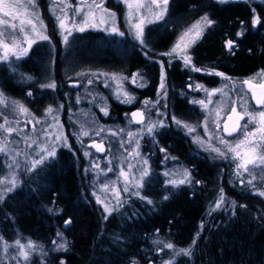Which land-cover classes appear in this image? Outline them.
<instances>
[{
	"label": "trees",
	"instance_id": "trees-1",
	"mask_svg": "<svg viewBox=\"0 0 264 264\" xmlns=\"http://www.w3.org/2000/svg\"><path fill=\"white\" fill-rule=\"evenodd\" d=\"M118 2L106 0L105 5L117 12L120 9ZM47 3L48 0H37L38 14L47 25L46 33L55 45L56 55L61 41ZM118 21L121 23L122 17ZM213 43L216 42L212 40ZM127 45L130 46L128 35L115 38L92 30L75 34L69 41L70 50L76 53L74 58L82 63L90 62L93 65L90 67L101 64L103 58L112 59L116 50L128 51ZM38 48L39 45L34 46L27 56L20 59L21 67L14 68L16 71L11 66L8 79L4 78L0 87H8L13 96L23 97L26 102L30 100L29 106H38L47 98L56 106L61 105L60 122L67 139L55 150L54 157L35 169L30 162V165L24 162L17 187L0 201V235L8 243L16 239L34 241L37 249L31 255L30 264H132L133 260L137 264H162L171 258L170 250L160 252L161 245L155 244L156 240L172 242L178 248L191 245L192 255L176 257L175 264H264V196L248 188H239L230 164L212 157L207 151H201L198 158L188 160L193 152L189 136L177 131L174 125L163 131L160 143L174 155H180L179 149L184 152L185 168L191 172V183L172 187L166 183L168 178L164 171L151 164L152 171L141 194L153 203L135 197L133 202L136 205L129 215L121 217V225L118 224L120 219L112 221L114 213L102 223L98 222L97 214L102 215V211L95 202L92 180L85 171L88 167L84 152L99 136H80L76 117L86 107L97 115L95 105L101 102L96 97L99 94L108 101L107 118L112 122L126 119L124 112H129L132 106L109 96L94 75L91 78L76 76L80 81L73 86L68 85L57 65L53 70L56 89L40 88L37 96L33 86H36L39 72L34 65L38 51L42 49ZM249 48L251 54L234 57L239 71L256 63L254 46L249 44ZM216 62L220 61L217 59ZM125 67L129 69L128 62ZM218 69V72L225 73ZM1 71L3 76L7 72L3 67ZM28 76L33 79L28 80ZM89 80L92 83H88ZM79 86V92L72 90ZM28 91L32 93L30 99ZM92 97L96 99L89 100ZM180 132L181 139L176 137ZM81 139L83 143L79 142ZM90 148L91 155H97L96 150ZM124 148L123 145L116 154L127 155ZM152 162L155 163L154 160ZM147 186L150 187L149 192H146ZM221 189L226 203L215 209ZM164 196L168 199H163ZM122 200L124 205L130 199ZM69 218L72 224L66 227L64 221ZM58 232L63 235L57 236ZM194 238L196 243L192 245ZM65 241L66 250H56L57 245ZM2 261L4 264L15 262L12 259Z\"/></svg>",
	"mask_w": 264,
	"mask_h": 264
},
{
	"label": "snow or ice",
	"instance_id": "snow-or-ice-1",
	"mask_svg": "<svg viewBox=\"0 0 264 264\" xmlns=\"http://www.w3.org/2000/svg\"><path fill=\"white\" fill-rule=\"evenodd\" d=\"M121 2L126 6V19L130 29L134 34V38L137 39L142 45L147 47L145 42L144 30L145 26L148 24L155 23L157 21L164 20L166 14L168 13V6L170 0H121ZM219 3H227L228 0H218ZM53 7L51 11L56 12L57 9H60L62 15L57 16L58 26L63 30L65 35H63V41L65 44L68 43L69 36L72 34L73 30L84 32L87 28H98L101 25L108 24L111 21L110 27L106 28V31H111L113 33H118L123 36L124 33L120 31L119 27L116 26V13L110 12L107 9L103 8L102 3L97 4L95 0H92L91 3L88 0H80L78 5H72L67 2V0H52ZM62 6V7H61ZM17 8L24 9L23 12H18ZM71 10L74 15L80 16V22L76 23L74 19L71 20V27H69V16L68 11ZM96 10H99L101 15L97 17ZM0 12H3L5 16L11 17L12 20H16L22 16H28L30 18L23 19L20 18L19 26L15 23H10L7 19H0V25H4V30H0V62L10 63L12 60H19L24 56L28 55L29 50L33 44H36L38 41H48L50 37L46 35L47 25L44 24L40 15L38 14V4L37 0H27V4L18 3L17 5H10L6 0H0ZM253 12L255 10L253 9ZM262 23L261 17L259 14H254L251 19V24L253 27L260 25ZM215 24V21L210 19L207 14L201 16L189 27L184 29L174 42L171 49L167 52L162 53L161 55L167 57H177L183 61V66L189 68L194 72L204 71L209 75L223 77L224 80L232 83V91L236 90V84L233 81L232 77L227 76L225 73L218 72L214 69L200 68L193 63L192 55L190 54V49L197 44L203 38L204 32L206 29ZM242 25L241 29L238 30L235 35L237 37H243L246 29L243 27L244 21H240ZM25 26H27L35 37L34 39L28 35V32L25 31ZM22 37L17 39V35ZM4 37H7L8 41L6 42ZM26 44L27 46H22ZM238 47V44L233 39H226L225 48L234 54V49ZM161 83L160 90L164 92L165 90V80H166V70L164 69V62L161 61ZM15 71V69H13ZM77 75H84V73H77ZM104 75L109 76L112 81L115 82L116 88L114 95L117 100H121L123 103L132 104L135 102L136 97L130 95L128 91L124 89V81L129 79L126 76H121L116 73H104ZM137 76L143 77L140 73L133 74L131 78V83L136 84L137 87H145L146 83H137ZM259 77L261 83L258 85L254 83V80ZM28 80H32L31 76L27 77ZM88 83H92L91 80ZM242 85H246L248 91L251 93L252 99L255 101L256 105H264V69H261L260 72L256 74L255 77H250L241 81ZM105 87H111L107 82L104 84ZM42 89H56L57 85L55 82L44 83L39 85ZM189 88L194 90L203 91L207 94L208 103H205V100H193V104H198L202 109H208L209 104L212 103L211 97L220 94L221 96L227 97L228 92L225 91L227 85L223 87L208 89L202 84H189ZM29 96L32 95L31 92L28 93ZM122 97V99H121ZM159 103L157 101L145 100L143 104L146 106L145 109L133 111L130 114L125 113L126 117H129L130 124L145 125L146 132L148 135H153L154 130L157 127H164L163 121L152 122L150 118H146L145 112L147 111V106L152 105L153 107ZM236 101L232 102L230 108H224L223 106H217L208 112V116L200 124L193 125L183 120L177 119L175 116L172 117L173 121L183 129L187 131L189 135L197 133V128L202 127L203 131L207 134V139L196 134L193 136V142L199 144L201 147H204L205 150L213 152L216 154L217 158L221 159H230L235 162V175L238 177H243L245 174L249 177L247 181L240 179L239 183H247L249 185L255 186L254 182L257 181L258 177L264 180V109L261 110H252L249 111V105L246 100L243 99V96L240 97V110H237ZM0 105L8 107L9 101L5 97L2 90H0ZM11 105L13 106V111L20 113L21 115L28 116L31 115L36 124L45 123L49 116H53V113L56 111L52 106H48L45 111L44 117H36L34 113L30 111L27 107L21 104L19 101L12 100ZM62 107V106H61ZM101 111L104 115H108L107 106L102 108ZM222 112H225V118L221 119ZM85 115H87L85 113ZM0 118H3L4 122L0 123V133L5 137L3 143H0V153L7 152V139L6 137L12 133L19 132L20 129L12 127L13 121H9L6 116H3V113H0ZM209 118H211L212 128L209 127ZM147 120V123H146ZM243 121V123H241ZM16 124H19V120L15 121ZM58 125V122H57ZM27 127V122L25 123ZM49 127L53 125L49 124ZM33 130H35V124H33ZM44 135H50L46 129L42 130ZM105 131V128L101 127L96 130L95 135L99 136L102 132ZM112 136H118L124 132V129H118L117 131H112L108 129ZM144 129H141V132H127L128 139L125 141L123 139L117 141L118 144L123 146L124 143L133 144L135 141V146L129 151V149L124 148V152L127 153V156L124 157L125 160H128L129 157L133 159L139 157L138 163L143 165L140 168L139 173L137 174L133 170L137 167L136 164L129 161L126 165H121L118 172V180L123 181V185L117 186L116 183L108 184L105 183L102 185L105 192H111L112 198L115 201L114 205H110L106 202L105 199H101L100 196H96V201L98 204L103 206V211L107 214L104 216V219L108 218V215H111L115 212L118 207H122L125 201L122 200V193H130L142 200H145L147 203L152 204L153 201L147 196L141 194V189L145 186V178L150 176V167L148 166V161L146 158L141 157L139 148V140L137 136H142ZM221 133L227 134L228 137H233V140L226 139ZM91 130H86L83 126L80 130V136L88 137L91 136ZM63 137V133L56 135V140H60ZM65 140L66 137H63ZM213 138H215L221 147H217L212 143ZM83 143L81 139L79 141ZM32 144H36V140H31ZM90 147L95 148L97 152H106L108 149L104 147L103 141L100 143L93 142ZM162 152L166 151L165 149H160ZM39 151L41 153L39 159H33L31 166L33 169L39 165L44 164V162L56 155L55 148L51 150L47 145L39 146ZM86 157L90 156L91 153L88 151L84 152ZM165 159H175V157L166 156ZM15 161V157H13ZM109 164L112 162L109 160ZM12 167V165H8ZM93 167L99 169V163H93ZM127 169V171L125 170ZM85 171H88L85 169ZM115 170L112 167L107 168V172H114ZM165 176L169 177H179V178H170L166 181L168 185L172 187H178L185 183H191V172L188 169H183L180 173H170L165 172ZM199 183V181H197ZM0 185H5V187L0 188V201L4 199V194L12 192L17 187V179L14 175L10 177L0 178ZM264 186V185H262ZM261 196H264V191H259L258 193ZM163 199L167 200L168 196H164ZM226 203L223 189L220 190V196L215 203V209H220ZM243 207V206H242ZM51 211V209H49ZM65 226H70L72 220L69 218L64 221ZM203 224H201V229ZM159 231V230H157ZM63 234L58 232L57 236H62ZM196 236H199V232L196 233ZM55 244L56 242L53 241ZM155 244H160V252L165 251V249L170 250L171 258L167 261H163L162 264H175V258L181 255L191 256L192 247H180L178 248L172 242H163L160 240L154 241ZM196 243L194 238L192 245ZM11 249V251H10ZM37 245L34 241L26 240L22 242L21 239H16L13 243H8L4 240V237L0 235V252L11 257L15 264H30L31 255L36 252ZM56 250H66V242L57 245ZM0 264H4V261L0 260ZM63 264V262H62ZM132 264H137V261L133 260Z\"/></svg>",
	"mask_w": 264,
	"mask_h": 264
},
{
	"label": "rangeland",
	"instance_id": "rangeland-1",
	"mask_svg": "<svg viewBox=\"0 0 264 264\" xmlns=\"http://www.w3.org/2000/svg\"><path fill=\"white\" fill-rule=\"evenodd\" d=\"M121 1V0H120ZM6 2L10 5H17L18 3H24L27 4V0H6ZM68 3L72 4V5H78L80 3V0H67ZM89 3L92 2V0H88ZM95 2L97 4H101L103 5V8L107 9L110 12H115L113 9L108 8L105 5L106 0H95ZM120 4L122 5V7L120 8L121 11V16L123 14V20L121 23H119V21L117 20V13H116V26L119 27L120 31L124 33V35H129L132 34V30L130 29L127 19H126V6L120 2ZM48 6V11L54 16L55 19V24H56V29L57 32L59 34V38L61 41V48L58 54H54L55 53V45H53V43L51 42V40L48 41H38L36 44H33L31 49L29 51H31L33 49L34 46L39 45V48H42L38 51V61L36 60V69H37V76H36V82L35 84H37V90L40 89L39 85L40 84H44V83H51L54 82L53 79V70L55 68V66L57 65V67L60 68V72L63 75L64 78H66L67 84L69 81H76L79 82V78L77 77H88L91 78L92 75H94V79L96 81H98L102 86H104L105 82H107L111 87H105L109 96H112L116 99V96L114 95V91L116 88V84L114 81H112L110 79L109 76L104 75V73H116L118 75L121 76H126L129 79L124 81V89L126 91L129 92L130 95H132L133 90L129 87V81L131 80L132 76L131 75H127L125 70V66L126 63H129V56L131 55V53L129 52L130 50V46L128 51H120V50H116L115 56H112L111 58H108L107 60L105 58L104 61L101 62V64L98 65H94V67H90L93 66L90 62L88 63H82L79 62L78 60H76L75 57V51L70 50L69 48V41L70 39L75 35L80 33V31L77 30H73L72 34L69 36L68 39V43L65 44L63 41V35H65L66 33L63 32V30H61L58 26V21L56 19L57 16L62 15L60 9H57L55 13H53L50 9L51 7H53V3L52 0H48L47 3ZM62 7V6H61ZM18 12H23L24 9L21 8H17ZM96 15L97 17H99L101 15L99 10H96ZM68 16L70 18L69 20V27H71V20L74 19L76 21V23L80 22V16H76L74 15V13L69 10L68 11ZM20 18L23 19H28L30 17L28 16H22ZM20 18L16 19V20H12L11 17H7L4 15L3 12H0V19H7L10 21V23H15L19 26V21ZM42 19V18H41ZM111 25V21H109L108 24L105 25H101L98 28H87L86 30H92V31H99L103 34H109V36H114L115 38H118L119 35L118 33H113L111 31H106L105 29L110 27ZM5 26L4 25H0V30H4ZM85 30V31H86ZM25 31L28 32V35L31 38H35L32 33L30 32L29 28L27 26H25ZM181 33V31H177L175 34V38L173 40V44L177 39V36ZM47 35V33H45ZM93 35V34H92ZM123 35V36H124ZM17 39H21L22 37L18 34ZM4 39L6 40V42H11L7 40V37H4ZM22 46L26 47V44L22 43ZM38 48V49H39ZM114 48V47H113ZM122 48V47H121ZM124 50V49H122ZM114 51V50H113ZM118 53V54H117ZM113 54V53H112ZM104 56V55H102ZM4 62H0V82L5 78L8 79V72L10 69H8V72L4 73V76L2 75V71L1 68L4 67ZM84 65H86L87 67L84 68ZM97 66V67H96ZM99 66V67H98ZM101 66V67H100ZM6 69V68H5ZM58 69V68H57ZM7 70V69H6ZM77 73H84V75H77ZM77 76V77H76ZM144 78V76H142ZM215 83L212 84V87L208 88V89H214V88H219V87H223L225 84V82L222 80V78L220 76L214 78ZM126 82L128 85H126ZM84 83V82H83ZM88 84V83H86ZM2 88L0 87V90ZM80 86L79 88H72V90L79 92L80 91ZM36 91V90H35ZM225 91L228 92V96L224 97L221 96L220 94H216L214 96L211 97L212 103L209 104L208 109H202L201 108V112L202 114L200 116H195L194 118H188L189 120L185 121L188 122L190 124L193 125H197L200 124L202 121H204V119L208 116V112H210L212 109L216 108L218 105L219 106H223L224 108H230L232 106V102L236 101V107L240 110V97L243 95V91L241 89H236L235 91L231 92L230 88H225ZM76 92V93H77ZM235 93H237L235 95ZM5 95V94H4ZM201 100H205V103H208V97L207 94L205 92H201ZM29 97V99L31 98V96L27 95ZM5 97L8 99L9 101V105L8 107H4L3 105H0V113H3V116H6L7 119L9 121H13L12 127H16L19 128L20 131L19 132H15L12 133L10 135H8L6 137L7 139V152L5 153H0L1 155V159H0V178H4V177H10L12 175H14L17 179L19 173L21 172L24 162L31 163L33 159H39L41 153L39 151V146L41 145H47V147L49 148V150H51L53 147L55 148V150L59 147L64 145L65 143V139L63 137H66L65 134V130L62 126V123L60 122V110H61V105H55L54 101H52L51 99L47 98L44 99V101L42 102V104H39L38 106H29L28 104H30V100H28V102H26V99H24L23 97H8L5 95ZM97 99L100 98L101 102L98 103L96 100V108L98 110L97 115H95L91 110H88V107H86L84 110L81 111L80 115H77L76 117V122L77 124H79V130H81V127L83 126L86 130H91L92 132V136H96L95 132L96 130H98L99 128L103 127L105 128V131L102 132L99 137L96 139V143H100L101 141H103L104 143V147L106 149H108V151L106 152H102V153H98L97 151H95V148H92L97 155H90L88 157H84V160L87 161V167H88V174L92 180V189L94 191V199L95 202L96 201V196H100L101 199H105L106 202H108L110 205H114L115 201L112 198V194L111 192H105L103 190L102 185L105 183L108 184H113L116 183L117 186H121L123 185V181L118 180V172H119V168L121 167V165H126L129 161H131V163L136 164L137 167L133 170L134 172H136L137 174L140 171V168L143 166L141 164L138 163V160L140 159L139 157L133 159L132 157H129L128 160H125L124 157L127 156L124 153L121 154H116L117 152H120L121 150V145L117 143V141L123 139V140H127V132L132 131V132H141V129H144V132L142 134V136H137V139L139 140V144H140V154L141 157L146 158L148 161V166H149V158L150 156H153L155 153L152 150L155 149H150L149 145L152 139V142L154 141V136L152 137V135H148L146 132V128L145 125H137V124H132V126H130V123L128 122L129 117H127L126 119H124L122 122H112L111 120H109L107 118L108 115H104V113L101 111L102 108L106 107L108 104V101H104V95L99 94L98 96H96ZM96 97H92L89 100H94V98L96 99ZM122 99V97H121ZM244 99V97H243ZM12 100H16L19 101L21 104H23L25 107H27L28 109H30V111L32 113L35 114L36 117H44L45 116V109L48 106H52L54 109H56V111L53 113V116L55 117V120L53 119L52 116H49L47 119V122L45 123H40V124H36L35 121L33 120V117L31 115L28 116H24L21 115L18 112L13 111V106L11 105V101ZM79 100V99H78ZM99 100V99H98ZM246 100V98L244 99ZM121 101V100H119ZM249 105V111L254 110L255 108H252ZM142 107L137 106V110H142L145 109V107L143 105H141ZM108 108V106H107ZM133 109V110H135ZM264 109V107L262 108H258L255 110H261ZM133 110L126 112L128 114H130ZM109 112V110H108ZM85 113L87 115H85ZM147 111L145 112L146 115ZM225 112H222L221 114V119L223 122V119L225 118ZM75 116V115H74ZM97 116V117H96ZM125 116V112L124 115ZM99 117V118H98ZM173 117V116H172ZM147 118V116H146ZM194 119V120H193ZM19 120V124H16L15 121ZM170 120V118H169ZM156 121H160V120H155L152 122H156ZM4 120L3 118H0V123H3ZM27 122V127H25V123ZM58 122V125H57ZM147 123V120H146ZM33 124H35V130H33ZM49 124L53 125V127H49ZM209 127L210 129L212 128L211 125V118H209ZM124 129V132L121 133L118 136H112L111 133L108 131V129H111L112 131H117L118 129ZM46 129L48 133H50V135H44L43 131ZM63 133V137L58 141L56 140V135L59 133ZM80 132V131H79ZM199 134L200 136L204 137L205 139H207V134L203 131L202 127H198L197 128V133L192 134L193 136ZM226 139L229 140H233V137H225ZM5 137L2 133H0V143H3ZM36 140L37 143L36 144H32L31 140ZM212 143L217 146V147H221L223 149V145H220L219 142L213 138ZM127 149H129V151L135 146V141L133 142V144H127L124 143L123 144ZM199 145V144H198ZM199 147L202 149V151H205L204 147H201L199 145ZM91 148L87 147V151L90 152ZM207 151V150H206ZM210 154H212V157H216V154L210 151H207ZM24 157H23V156ZM13 157H15V161H13ZM23 157V158H22ZM219 160L222 161H227L228 164H230V166L232 167L233 170V175L234 178L238 184L239 188H248L253 192L259 193V191H264V180L260 179L258 177L257 181L254 182L255 186L249 185L247 183L241 184L239 183L240 179H244L245 181H247L249 179V177L247 176V174H245L243 177H238L235 175V162L231 161L230 159H221L218 158ZM111 161L112 163L109 164L108 161ZM166 160V159H165ZM159 161V160H158ZM99 163L100 168H94L93 167V163ZM8 165H12V167H8ZM163 165L162 168L164 173L165 172H170V173H180L183 169L182 166H180L178 163H172L170 165L165 166ZM108 167H112L115 171L114 172H107V168ZM150 167V166H149ZM125 170L127 171V169L125 168ZM151 167H150V174H151ZM168 179L170 178H179L176 176L173 177H169L166 176ZM148 177L145 178V180ZM5 187V185H0V188ZM150 187H146V192H149ZM241 190V189H239ZM141 191V190H140ZM129 197V201L124 204L122 207L118 208L114 213V217L112 219V221H119V225L122 224V216L123 215H129L132 212V207H134L136 204L135 202H133L134 198L136 196L131 195L130 193H122V198H128ZM100 205V204H99ZM101 208L103 209V206L100 205ZM106 214V213H105ZM4 240L6 241V239L4 238ZM162 241V240H160ZM164 242V241H163ZM6 260L9 261L11 259V257L3 254L2 252H0V260ZM15 264V262H14Z\"/></svg>",
	"mask_w": 264,
	"mask_h": 264
},
{
	"label": "flooded vegetation",
	"instance_id": "flooded-vegetation-1",
	"mask_svg": "<svg viewBox=\"0 0 264 264\" xmlns=\"http://www.w3.org/2000/svg\"><path fill=\"white\" fill-rule=\"evenodd\" d=\"M114 1H119L118 7H122L120 0ZM111 9L115 11L114 8ZM253 9L255 12H253ZM174 11H176L175 14H173ZM115 13H117V20H121V17L122 20L124 19L123 14L121 16L120 9L117 12L115 11ZM205 14H207L210 19L214 20L215 24L206 29L203 38L189 50L193 58V63L202 69L207 68L217 71L219 68L220 70H224L227 76L232 77L236 84V89H241L243 91L242 96L244 99L246 98V101L252 108L258 109L264 107V105H256L247 86L241 84V81L250 77H255L261 69H264V0H228L227 3H219L218 0H170L168 13L164 20L145 26L144 36L147 47L134 38L133 32H131L132 34L129 33L131 45L129 52L131 53V59L129 60V69L125 70L126 74L131 76L135 73H140L144 78L141 80V77L137 76V83H146L145 87H137L136 84L131 83V80L129 81V87L133 90L132 95L136 97L129 111L137 108V106L142 107L141 105L146 107L143 104L145 100H159V103L154 107L151 104L147 106L146 116L150 118L151 121L157 119L163 121L165 125L164 127H157L154 130L152 137L154 136L155 139L153 142L151 139L149 145L150 149H155L152 150L155 154L150 156L149 165L153 164L161 170L164 169L162 167L163 165L167 166L172 163H178L183 168L186 167L184 161L185 156L183 155L184 152L179 149L181 157L178 153L177 155L170 153L168 148L160 143L159 137L163 136L164 130L168 131L170 125L176 126L174 128L177 131L181 130L183 133L188 134L185 129L178 126L173 121L172 116L187 121L189 120L188 118H194L202 114L200 111L201 106L192 103L193 100H201L202 91L189 88L188 85L202 84L206 88H210L212 84L215 83L214 78L218 77L209 75L204 71H191L189 68L183 66V61L179 58L175 56L167 57L161 54L171 49L177 31L182 32ZM254 14H259L262 21L260 25L255 27L251 24V19ZM240 21H244L243 27L246 29L243 37H237L235 35L242 27ZM226 39H233L237 42L238 47L234 49V54L225 48ZM212 40L216 43L212 44ZM248 41L250 42L248 43ZM249 44L254 46L253 50L255 51L253 55L257 58L256 63L252 67L243 68L242 71H239L236 69L234 57L242 54H251ZM217 59L220 62H216ZM161 61L164 62V69L167 73L165 80L166 96L159 87L161 83ZM19 62L20 59L12 60L10 63H5L3 68L4 70L7 69V72L11 66L13 69H18L21 67ZM221 78L231 90L232 83L224 80L223 77ZM261 82L259 77L254 80L255 84ZM33 87H36V91L33 90V92L39 96L37 84ZM8 89V87L3 86L1 90L8 97H18L13 96ZM231 92L233 91L231 90ZM236 94L237 93H235V95ZM237 110L239 111L238 108ZM241 123H243V121ZM221 134L228 137L224 133ZM181 135L182 133L180 132L176 137L181 139ZM188 136L190 145L193 149V152L188 156V160H191L198 158V154L202 149L197 143L193 142V135L188 134ZM94 142L96 143V141ZM160 149H165L166 151L162 152ZM166 156L175 157V159L165 160ZM153 160L155 163L152 162ZM20 173L17 177V182L20 179ZM101 211L102 215L99 213L97 214V220L100 223L105 220L104 216L107 215L102 208ZM65 242L67 243V241Z\"/></svg>",
	"mask_w": 264,
	"mask_h": 264
},
{
	"label": "water",
	"instance_id": "water-1",
	"mask_svg": "<svg viewBox=\"0 0 264 264\" xmlns=\"http://www.w3.org/2000/svg\"><path fill=\"white\" fill-rule=\"evenodd\" d=\"M68 84L70 85V86H73V85H75L76 84V81H70V82H68ZM258 85V84H257ZM254 101V100H253ZM254 103H255V101H254ZM133 111H138L137 109H135V110H133ZM132 111V112H133ZM225 134V133H224ZM227 135V134H226ZM96 150V149H95ZM98 153H102V152H98Z\"/></svg>",
	"mask_w": 264,
	"mask_h": 264
},
{
	"label": "bare ground",
	"instance_id": "bare-ground-1",
	"mask_svg": "<svg viewBox=\"0 0 264 264\" xmlns=\"http://www.w3.org/2000/svg\"><path fill=\"white\" fill-rule=\"evenodd\" d=\"M70 82V81H69ZM69 85V84H68Z\"/></svg>",
	"mask_w": 264,
	"mask_h": 264
}]
</instances>
